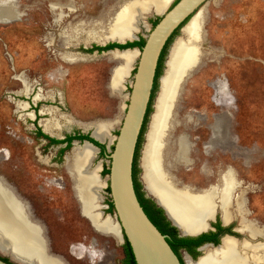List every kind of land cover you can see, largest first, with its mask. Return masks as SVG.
<instances>
[{
  "label": "rangeland",
  "instance_id": "obj_1",
  "mask_svg": "<svg viewBox=\"0 0 264 264\" xmlns=\"http://www.w3.org/2000/svg\"><path fill=\"white\" fill-rule=\"evenodd\" d=\"M124 1L4 0L0 4V180L23 207L29 205L34 217L38 208L37 216L49 222L54 233L65 231L71 241L85 231L88 237L92 234L90 221L81 214L69 160L87 142L75 141L59 162L58 147L37 138L34 121L46 124L48 132L59 138L77 129L92 133L98 124H106L109 138L104 143L107 153L112 151L139 54L117 91L111 81L115 68L123 63L120 58L114 53L76 52L96 44L91 38V32L98 31L93 21L104 20L111 8L117 10ZM196 15L200 38L169 103L165 133L159 151L151 152L152 163L157 173H165L177 187L196 195L216 188L212 186L221 176L230 175L238 186L241 180L236 193L245 191L249 218L264 226V0H209ZM145 16L146 21L158 17L155 12ZM147 25L140 29L144 36L152 29L149 21ZM178 40H186L183 30L165 58L161 79ZM162 89L160 80L139 158L144 157L152 122L164 107L159 100ZM233 95L237 99V108L230 109L234 126L226 133L217 122L226 117L221 104L232 105ZM233 136L237 141L232 144ZM96 154L94 164L100 165L99 174L107 182L108 174L102 172L110 160L99 150ZM106 188L105 183L99 191L103 199ZM216 195V202L208 197L211 214L217 200L221 213L223 205L232 204V191L219 189ZM67 259L85 264L69 255Z\"/></svg>",
  "mask_w": 264,
  "mask_h": 264
},
{
  "label": "bare ground",
  "instance_id": "obj_2",
  "mask_svg": "<svg viewBox=\"0 0 264 264\" xmlns=\"http://www.w3.org/2000/svg\"><path fill=\"white\" fill-rule=\"evenodd\" d=\"M170 1L125 0L117 10L111 8L104 20L93 21L95 27H98V31H92L91 38L98 43H104L112 39L119 41L133 39L135 33L140 31L141 28L149 27L145 21V14L152 12L162 13L168 7ZM201 11L202 8L198 12ZM196 14L182 29L186 35V40H178L171 51L166 75L161 79L163 89L159 100L160 103L163 100L164 107L159 111L160 118L157 119L155 117L152 122V127L148 134V144L142 160L144 169L143 179L147 189L161 201L172 219L189 233H198L206 230V220L214 218L216 208L218 209L219 206V200H217L214 213L211 214L213 205L208 197L211 196L212 200H214L215 196H217L216 192L219 189H228V192H231L232 187L235 186V180L230 175L221 176L219 180L220 187L210 190L207 194L196 195L191 193L187 188L177 187V185L166 178L165 173L163 175L157 173L152 163L154 157L152 156L153 154L151 155V152L156 153L159 151L160 143L163 140L162 134L170 112L169 103L175 98L181 72L191 63L194 49L200 38L201 30L197 24L199 16ZM111 53H114L115 57L123 61L120 66L115 68L111 81L113 88L120 91L123 88L121 87V83L137 58L138 51L128 50ZM178 98L179 94L176 101ZM41 125L48 132L47 125L44 123H41ZM108 130L109 128L106 124H98L94 134L98 139L106 141L109 138ZM96 152L97 149L89 143H86L82 148H77L70 159L68 158L70 160V169L75 179V188L82 202L84 212L91 218L97 228L117 232L118 227L115 223L108 218L102 220L95 211L102 201V196L98 192L105 186V182L100 178L99 174L100 165L95 166L94 164L97 157ZM242 201L243 197L239 195L237 207L241 211L243 209ZM229 209L227 205L222 206V216L225 222L231 220ZM238 213L242 216L239 211ZM32 222L15 193L0 180V249L11 252L22 261L55 264L41 250L40 245H43V239L40 229L39 226ZM241 227L253 236L260 234L259 228L254 223L245 221L244 219L242 220ZM263 263L264 246L262 244L253 245L244 241L242 245H239V242L231 237L224 238L220 248L216 250L207 249L198 262L194 263L188 259V264Z\"/></svg>",
  "mask_w": 264,
  "mask_h": 264
},
{
  "label": "water",
  "instance_id": "obj_3",
  "mask_svg": "<svg viewBox=\"0 0 264 264\" xmlns=\"http://www.w3.org/2000/svg\"><path fill=\"white\" fill-rule=\"evenodd\" d=\"M208 1L209 0H178L169 8L171 2L162 13L155 12L161 19L146 36V43L142 49L136 47L128 49L115 48L114 50H110V52L137 50L139 54L138 65L131 85L129 101L122 125L118 135L115 137L114 149L106 155L110 160V172L107 182H105L110 189L109 195L114 205V214H108L105 219L110 218L119 228L121 238L126 237L129 241L137 264H182L178 255L167 240L168 235L163 234L157 228L139 201L133 180V164L137 144L151 101L161 52L173 32L186 21V19L189 17L191 19ZM0 4H4V0H1ZM185 25L181 29H183ZM138 39V34L135 33L133 39L131 38L124 41L112 39L104 43L96 42V44L101 46L107 45L108 42L124 44L127 41ZM91 136L104 143V141L95 136L94 132L91 133ZM86 142L94 146L97 151H100V148L91 141L85 140L84 143ZM142 157L140 158V166L143 169ZM143 173L144 169L141 173V180L147 195L153 198L159 206L164 208L168 220L180 230L181 235L198 236L211 228L210 220H206L207 229L204 231L189 233L187 230L182 229L181 225L172 219L161 201L147 189L143 181ZM100 178L102 179L101 174ZM98 193L101 195L100 192ZM101 205L107 207L102 203ZM216 212L217 211H215V215ZM99 213L103 214L104 212L101 210ZM186 255L188 259L192 261L190 255L188 253H186ZM201 257L202 256H200L199 259ZM0 264L10 263L0 258Z\"/></svg>",
  "mask_w": 264,
  "mask_h": 264
},
{
  "label": "flooded vegetation",
  "instance_id": "obj_4",
  "mask_svg": "<svg viewBox=\"0 0 264 264\" xmlns=\"http://www.w3.org/2000/svg\"><path fill=\"white\" fill-rule=\"evenodd\" d=\"M175 3L176 2L174 1L173 5ZM158 17H160V16H158ZM158 17H156V18H158ZM155 19H149L148 20L149 21V25H152V29L157 24V23L154 24V20ZM160 19H161V17H160ZM189 19H190V17L188 18V20ZM188 20H187V22H188ZM148 21H146V22H148ZM181 25L178 27V28H180L179 33L182 30L181 28L184 26V25L183 26H181ZM151 30H150V32H151ZM179 33L174 37V39L172 40V42L169 44V46L166 49V54L164 55V60H163V68H164V65L166 64V59L165 58L168 56L170 47H171L172 43L174 42L175 38L179 35ZM137 34H138L139 39L138 40H134V41H139V40H141L143 38L145 40V43H146V36H144L143 33H140V31H138ZM134 41H127L124 44L126 45V44H128L130 42H134ZM167 42H166V44H165V46H164V48H163V50L161 52V55H162V53H163V51H164V49H165V47L167 45ZM111 43H117V42H108L107 45H109ZM145 43H144V45H145ZM119 44H121V43H119ZM94 45H97V44L91 45L90 48H92ZM107 45H105V46H107ZM144 45L143 46H140V45L139 46H130V47L128 46V47H123V48H121V47H113V48H108V49H105V50L96 49V50H93L92 52H88L86 49H89V48H85V50H81L83 52H76V54L77 53H79V54L81 53V55H83V56L87 55L86 53H98V54L108 53V54H110L111 53L110 50H114L115 48L128 49V48H136L137 47V48L142 49L144 47ZM99 46H101V45H99ZM161 55H160V58H161ZM160 58H159V60H160ZM158 64H159V61H158ZM136 69H137V66H136ZM136 69L134 71V75L136 73ZM156 74H157V72H156ZM161 76L162 75H160L158 77V79H157L158 83L161 80ZM133 78H134V76H133ZM217 80H222V79H217ZM229 90H230V88H229ZM233 97H234V102H233L232 105L221 104V106H224V112L226 113V117L223 119V121L218 120V122H217L218 128L223 129L226 133L231 132V130L233 129V126H234V124H233L234 123V120H233L234 117H233V114L230 111V109L231 108H234V109L237 108V104H236L237 99H236V97L234 95H233ZM154 98H155V96H154ZM218 105H220V104H218ZM36 111L38 112V110H36ZM37 114L40 115V113H37ZM37 114H36V116L38 118L39 115H37ZM149 117H150V115H149ZM34 123L37 124L36 132H35L37 138L42 139V137L38 136V128L39 127L41 128V130L44 133H46L49 136L53 137L51 135V133L47 132L43 128V126L41 125V123L39 121L35 120ZM220 124H222V125H220ZM147 125H148V122H147L146 126ZM77 130H79V129H77ZM77 130H75L73 132L66 133L64 135V137H62V138H59V137H55V138L64 139L67 134H71V133L75 134ZM80 131L82 133H85L82 130H80ZM89 134L91 136L90 132H89ZM43 139H45L47 141V146H49V147L50 146H54V145L57 146L59 155H60L61 149L65 148L68 145V142H64V143H60V144H50L48 139H46V138H43ZM76 140H79V139H76ZM74 141L75 140H73L72 145H71V147L68 150H70L73 147ZM80 141L84 142L85 140H80ZM97 141H99V140H97ZM236 141H237L236 136H233L229 140V143L233 144ZM100 143H102V142H100ZM102 144H104L106 146V153L102 151V148L100 146H98L100 148L99 152H100V154L102 156H106L107 154H109V153H107V145L105 143H102ZM113 149H114V146H113ZM67 151H65L64 154L61 157L59 156V158H58L59 162H63L64 161V158H65V155H66L65 153H67ZM137 166H138V168L141 169V167H140V158H138ZM228 167H231V166H228ZM108 168L110 169V166ZM220 171H222V170H220ZM102 174H104V173L102 172ZM236 176H238V174ZM138 180L142 184L141 192H143V198L145 199V203L148 206H150L153 210L158 211V213L161 214L159 212V210L157 209L158 207H161V206H159L153 198L148 196L146 190L144 189V185H143V182L141 180V172L138 173ZM143 181H144V179H143ZM53 182H55V181H53ZM55 183H57V185L59 187H63V184H60L59 181L55 182ZM241 183H242V181L239 180V186L241 185ZM239 186L237 184H235V186L232 187V189H231V191L233 192L232 205H231V207L229 209V211L231 213V220H229L228 222H225L223 220V216H222V213H221V208H219V206H218V209L216 208L217 212H216V215H215L214 219L210 220L211 228L208 231L204 232V233L211 234V239L207 240V241L203 242L202 244H199V245L194 247V250L198 251L200 253L197 256H194V254L191 253L185 247L179 248V250L176 252V254L178 255V257H179V259H180L182 264H188V257H186L187 256L186 253H188L190 255V257L192 258V262L196 263V262L199 261L198 260L199 257L203 256L207 249L216 250V249L220 248V246L223 243V238L225 236H230V237L232 236L231 238L237 240L239 242V245H242V243L244 241H247L248 243L253 244V245L254 244H262L264 246V241L263 240L261 241V240L258 239L260 237L262 239H264V226H261L256 219L249 218V209L247 207V198H246V195H245V191L243 190L241 193H236V188L237 187L239 188ZM212 187H216V188L220 187V182L218 184L212 186ZM109 192L110 191H108V186H107V188H106V194H107L106 198L102 199V201H101V203L106 205L107 207H103L102 205H100L99 207H97L95 209V211L99 214V216H100V218L102 220H106L105 218L107 217L108 214H114V211H110L109 201H111V197L109 195ZM239 195H241L243 197V201H242L243 209H242V211L237 209V206L234 205V201H235V199L237 201V198H238ZM76 197H77V199H78V201L80 203L81 214L90 221V225H91V228H92V234L88 237V235H87V233L85 231L84 233H82L81 235H79L76 238L77 240H73V241H71V240L66 238L67 237V233H65V231H63V230H66V228L62 229L63 232H61V233H54V230H53L54 228L51 227L50 223L42 221L37 216L38 208H35V217H34L33 212L31 211V208L29 207V205L25 204V206H26V207L24 206L25 207V211L27 209L28 213L31 215L33 221H35V222H32V223L37 225V226H39L40 234H41V237L43 239V245H40L41 250L47 255V257L50 259V261L52 263H55V264L56 263L57 264H73L71 261H69L67 259L68 255L73 257L76 260L82 261L85 264H125L124 260L126 258V238L125 237L122 238V242H119L118 239H120L121 236L119 234V229L118 228H117V232H110V231H107V230H102V229L97 228L93 224L91 218L84 212L82 202H81V200H80V198H79L77 193H76ZM102 197H103V195H102ZM162 209L164 210V208H162ZM101 210H102V212H104L103 214L99 213V211H101ZM238 210L242 214V216L238 213ZM219 212H220V217H218V213ZM164 215L166 217V219H164V221L166 223H167V221H169L171 223V221L168 220V218H167V216L165 214V210H164ZM108 219H110V218H108ZM243 219L245 221L254 223L259 228L260 234H258L256 236H253L247 230H243L242 227H241V223H242ZM171 225H173V224L171 223ZM171 225H169V226H171ZM204 233H202V234H204ZM73 234H75L74 231H73ZM202 234H200V235H202ZM57 235H59L61 237V239L59 238V242L56 239ZM178 237H185V236L181 235L180 230H178ZM119 251H121L122 257H119L120 256ZM0 258L5 260L6 262H8L10 264H39L36 261H35V263H30L28 261L26 262L25 260L22 261V260L16 258L11 252H9L7 250L4 251L2 249H0Z\"/></svg>",
  "mask_w": 264,
  "mask_h": 264
},
{
  "label": "trees",
  "instance_id": "obj_5",
  "mask_svg": "<svg viewBox=\"0 0 264 264\" xmlns=\"http://www.w3.org/2000/svg\"><path fill=\"white\" fill-rule=\"evenodd\" d=\"M178 0H176L175 2H177ZM160 20V17L156 18L154 20V24L158 23V21ZM188 20V19H187ZM184 21V23H182L181 26H183L186 22ZM180 28H178L173 35L170 37V39L167 42V45L161 55V58L159 60V64H158V68H157V74H156V78H155V83H154V87L152 90V97H151V101L148 107V111L146 114V118L144 121V125L139 137V141L137 144V149H136V153H135V159H134V164H133V180H134V186H135V190L137 193V196L139 198V201L141 203V205L143 206L145 212L147 213V215L149 216V218L152 220V222L157 226V228L163 233L168 235V242L171 245V247L173 248V250L175 252H177L179 250V248L181 247H185L187 248L191 253L194 254V256L199 255L200 253L198 251L194 250V247L202 244L203 242L210 240L211 239V234L208 233H204L202 235L199 236H185V237H178V228L176 226L171 225V223L169 221H167V223L164 221V219H166L165 215H164V210L161 207H158L157 209L159 210V212L161 214L158 213V211L153 210L150 206H148L145 203V199L143 198V192H141V188H142V184L141 182L138 180V173L140 172V168H138L137 164H138V158H139V154H140V148L142 145V141H143V135L144 132L146 130V124L148 122V118L150 113L152 112V103H153V99L154 96L156 94V91L158 89V77L161 75L162 70H163V60H164V55L166 54V49L169 46V44L172 42V40L174 39V37L179 33ZM145 43V40L142 38L139 41H134V42H130L128 44H119V43H111L107 46H99V45H94L92 48L86 49L88 52H92L93 50H105L108 48H113V47H130V46H143ZM38 136L42 137V138H46L49 140L50 144H60V143H64V142H68V145L65 148H62L60 151V157L64 154L65 151H67L71 145L73 140L79 139V140H89L91 142H93L95 145L100 146L102 148V151L106 153V146L102 143H100L99 141H97L96 139H94L93 137L90 136L89 133H82L80 130H77L75 134H67L66 137L64 139H58L55 137H51L48 134L44 133L41 128H38ZM110 169L109 168H105L104 170V174H109ZM108 191H110L109 187H108ZM110 204V211H114V205L112 201H109ZM171 225V226H169ZM126 238V237H125ZM125 264H137L131 245L129 243V241L126 239V258L124 260Z\"/></svg>",
  "mask_w": 264,
  "mask_h": 264
}]
</instances>
